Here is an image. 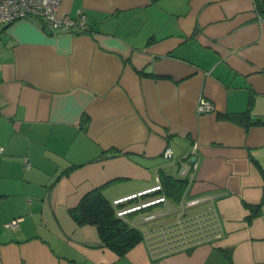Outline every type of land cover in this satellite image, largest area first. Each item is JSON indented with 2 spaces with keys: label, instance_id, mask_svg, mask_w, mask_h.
Returning <instances> with one entry per match:
<instances>
[{
  "label": "crops",
  "instance_id": "1",
  "mask_svg": "<svg viewBox=\"0 0 264 264\" xmlns=\"http://www.w3.org/2000/svg\"><path fill=\"white\" fill-rule=\"evenodd\" d=\"M58 1L87 32L0 24V264H264V202L251 218L246 205L264 200V124L227 117L264 120L255 0ZM201 98L215 110L199 114ZM180 160L196 164L183 198L202 201L133 219L159 212L151 232L200 217L207 238L118 256L71 217L95 187L113 201L182 178Z\"/></svg>",
  "mask_w": 264,
  "mask_h": 264
},
{
  "label": "built area",
  "instance_id": "2",
  "mask_svg": "<svg viewBox=\"0 0 264 264\" xmlns=\"http://www.w3.org/2000/svg\"><path fill=\"white\" fill-rule=\"evenodd\" d=\"M29 20L39 26H45L56 32H78L83 33L88 31L86 25V15L83 10H77V16L71 17L67 13L59 12V1L58 0H0V24H10L17 20ZM215 110L214 105L207 99L201 98L197 104V112L199 114L210 113ZM196 145L194 144L195 148ZM3 150L0 147V152ZM173 152L171 147L166 146L163 150V156L167 159L172 158ZM24 166L28 168L29 162L27 158L23 159ZM179 172L182 176L188 175L191 168L196 166L195 162L187 163L184 160L179 162ZM161 189L160 182L155 186L147 188L145 190L133 193L131 195L123 196L113 200L114 204H119L127 201L130 198L140 197L144 194H149L154 191ZM166 199L163 194L150 195L145 198L139 199L137 202L127 204L117 208V215L124 216L133 211H138L143 208L154 206L158 203L164 202ZM202 201L200 197L182 198L179 201L180 209H188L199 204ZM159 212H147L144 215V221L151 220L158 215ZM143 221V220H142ZM207 221V222H206ZM172 229L164 228L160 231L157 238L159 241L164 242V246L168 250L170 248L169 241L174 237L176 242L182 241L183 243L189 241H197L199 238H207L209 236L208 230L214 229V221L206 219L193 218L188 220H182L174 224ZM148 237V235H146ZM156 239V238H154ZM152 239H150L151 241ZM178 244V243H177Z\"/></svg>",
  "mask_w": 264,
  "mask_h": 264
},
{
  "label": "trees",
  "instance_id": "3",
  "mask_svg": "<svg viewBox=\"0 0 264 264\" xmlns=\"http://www.w3.org/2000/svg\"><path fill=\"white\" fill-rule=\"evenodd\" d=\"M256 11L262 19H264V0H255ZM234 121L242 123L245 127L251 124H264V120L256 118L253 121L247 122L248 113L227 115ZM160 191L165 198H169L174 202H179L186 191L188 178H174L169 175L161 174L160 176ZM154 191V192H157ZM154 192L144 194L140 197L130 198L125 202L114 204L103 193L102 187H95L82 196L78 204L69 210V213L75 223L78 225L89 224L96 228L101 245L112 250L118 256H124L136 244L143 241L145 238L150 240L160 236L159 234L152 236L153 233L160 232L162 229L148 232V230L133 219V214L137 211L130 212L124 216H118L117 208L133 203L136 199H142L150 195H155ZM136 200V202L138 201ZM255 205L246 204L251 213L249 218L260 213L261 203ZM135 203V202H134ZM151 207V206H150ZM150 207L141 209H150ZM138 210V211H141ZM141 219H139V222ZM169 226L167 229L174 227ZM148 232V233H147ZM148 235V237L146 236ZM176 243L175 237L169 241V246Z\"/></svg>",
  "mask_w": 264,
  "mask_h": 264
},
{
  "label": "rangeland",
  "instance_id": "4",
  "mask_svg": "<svg viewBox=\"0 0 264 264\" xmlns=\"http://www.w3.org/2000/svg\"><path fill=\"white\" fill-rule=\"evenodd\" d=\"M128 204H130V203H128ZM132 204V203H131ZM154 208V207H153ZM153 208H151V209H153ZM144 217V216H143ZM143 217H142V220L144 221L145 219H143ZM159 221V220H158ZM144 222H148V223H144V224H142L143 226L145 225V226H149V224H151L152 222H149V221H144ZM159 222H155V223H153V224H151V225H156V224H158ZM160 233V232H159ZM156 234H158V232H156V233H153L152 234V236H155Z\"/></svg>",
  "mask_w": 264,
  "mask_h": 264
}]
</instances>
